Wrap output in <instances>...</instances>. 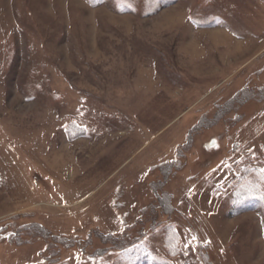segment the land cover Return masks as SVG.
Here are the masks:
<instances>
[{
  "label": "rangeland",
  "instance_id": "374dc122",
  "mask_svg": "<svg viewBox=\"0 0 264 264\" xmlns=\"http://www.w3.org/2000/svg\"><path fill=\"white\" fill-rule=\"evenodd\" d=\"M0 264H264V0H0Z\"/></svg>",
  "mask_w": 264,
  "mask_h": 264
},
{
  "label": "trees",
  "instance_id": "16d2710c",
  "mask_svg": "<svg viewBox=\"0 0 264 264\" xmlns=\"http://www.w3.org/2000/svg\"><path fill=\"white\" fill-rule=\"evenodd\" d=\"M219 117V116H218ZM217 117V118H218ZM219 118H221V115H220V117ZM215 119H213L212 120V122H211V124L212 123H215ZM170 165L171 164H169V165H167V167H166V170H163L164 171V176L166 177L165 179H168L170 176H171V173L169 172V168L168 167H170ZM252 171H254V172H258L259 173V170L257 171V169H248L247 170V173H248V175L250 174V173H252ZM244 186L245 185H250V182H248L247 181V183H245V184H243ZM241 188L242 187H240V185H239V187H237V189H235V193L236 192H239V191H241ZM164 197V196H163ZM245 197H249V196H247V194H242L241 196H240V199L242 198L244 201V204H246L247 202V200H245L244 198ZM251 198V197H250ZM163 199V202H164V204H165V202L167 201L165 198H162ZM249 200V199H248ZM250 207H253V206H251L250 205ZM98 233H99V235L103 238V240H105V242H107V241H109V242H113V244H116V247L118 246L117 245V238H116V236L114 235V234H112V233H108V234H105V233H103V232H101V231H98ZM60 239L62 240V242H61V244L62 245H65L64 247H69V246H72L73 244L75 245L77 242H78V240H74L73 241V243L70 245V244H68L69 243V238L68 237H60ZM124 243L122 242V247H119V249L120 250H122L124 253L126 252V250L129 248L126 244H124ZM130 246H132V245H130ZM127 248V249H126ZM142 262H145V259H143V261Z\"/></svg>",
  "mask_w": 264,
  "mask_h": 264
}]
</instances>
